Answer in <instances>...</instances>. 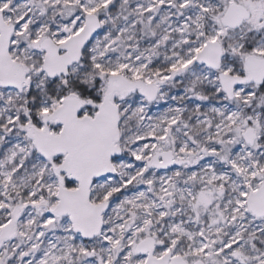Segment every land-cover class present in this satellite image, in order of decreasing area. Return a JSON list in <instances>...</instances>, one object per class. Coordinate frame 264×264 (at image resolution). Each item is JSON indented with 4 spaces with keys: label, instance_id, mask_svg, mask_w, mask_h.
Here are the masks:
<instances>
[{
    "label": "snow or ice",
    "instance_id": "1",
    "mask_svg": "<svg viewBox=\"0 0 264 264\" xmlns=\"http://www.w3.org/2000/svg\"><path fill=\"white\" fill-rule=\"evenodd\" d=\"M0 264H264V0H0Z\"/></svg>",
    "mask_w": 264,
    "mask_h": 264
}]
</instances>
